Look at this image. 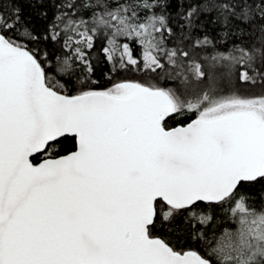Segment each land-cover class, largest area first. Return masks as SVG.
<instances>
[{
	"label": "water",
	"instance_id": "95a60500",
	"mask_svg": "<svg viewBox=\"0 0 264 264\" xmlns=\"http://www.w3.org/2000/svg\"><path fill=\"white\" fill-rule=\"evenodd\" d=\"M128 90L61 93L0 36V264H210L149 235L156 201L216 202L257 177L264 121L232 111L166 128L171 98ZM66 135L75 150L32 161Z\"/></svg>",
	"mask_w": 264,
	"mask_h": 264
},
{
	"label": "trees",
	"instance_id": "16d2710c",
	"mask_svg": "<svg viewBox=\"0 0 264 264\" xmlns=\"http://www.w3.org/2000/svg\"><path fill=\"white\" fill-rule=\"evenodd\" d=\"M125 1L0 0V35L29 50L61 93L122 82L163 90L174 104L166 128L245 105L264 110V0H152L143 21ZM76 148L66 135L32 161ZM155 205L149 235L175 251L210 264H264V175L216 202Z\"/></svg>",
	"mask_w": 264,
	"mask_h": 264
},
{
	"label": "rangeland",
	"instance_id": "374dc122",
	"mask_svg": "<svg viewBox=\"0 0 264 264\" xmlns=\"http://www.w3.org/2000/svg\"><path fill=\"white\" fill-rule=\"evenodd\" d=\"M132 1H134V6L135 7H139L140 8L139 10H136L137 11L136 15H137L138 18H140V20L143 21L144 20V14L143 13L145 12V10L143 8H151L152 0H130V4H132L131 3ZM120 2H122V4H127V1H125V0H120ZM140 24H142V23H140ZM0 36L5 42L10 43L2 35H0ZM130 84H131L130 82L118 83L115 86L111 87L109 90H107V92L112 94V95H116V96H125L129 92L128 86ZM235 111H249V112H252V113L256 114L260 119H262L264 121V110L261 107L254 106V105L253 106L245 105V106L239 107ZM223 114H225V113H223ZM219 115H221V114H219ZM214 116H218V115H214ZM261 175H264V163H263L262 169H261L260 173L258 174V176H261Z\"/></svg>",
	"mask_w": 264,
	"mask_h": 264
}]
</instances>
